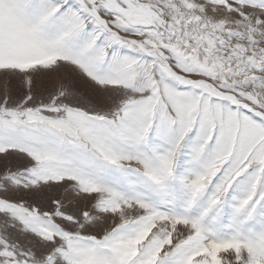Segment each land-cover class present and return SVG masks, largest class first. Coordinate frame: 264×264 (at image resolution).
Here are the masks:
<instances>
[{
  "label": "snow or ice",
  "instance_id": "snow-or-ice-1",
  "mask_svg": "<svg viewBox=\"0 0 264 264\" xmlns=\"http://www.w3.org/2000/svg\"><path fill=\"white\" fill-rule=\"evenodd\" d=\"M0 264H264V0H0Z\"/></svg>",
  "mask_w": 264,
  "mask_h": 264
},
{
  "label": "rangeland",
  "instance_id": "rangeland-1",
  "mask_svg": "<svg viewBox=\"0 0 264 264\" xmlns=\"http://www.w3.org/2000/svg\"><path fill=\"white\" fill-rule=\"evenodd\" d=\"M50 87V85H49ZM11 91L13 92V94H17L18 92H22L23 89H22V86L19 84L18 81H13L12 84H11Z\"/></svg>",
  "mask_w": 264,
  "mask_h": 264
}]
</instances>
